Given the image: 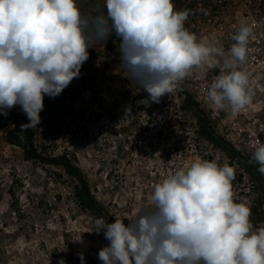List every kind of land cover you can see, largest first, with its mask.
I'll list each match as a JSON object with an SVG mask.
<instances>
[{"label":"rangeland","instance_id":"1","mask_svg":"<svg viewBox=\"0 0 264 264\" xmlns=\"http://www.w3.org/2000/svg\"><path fill=\"white\" fill-rule=\"evenodd\" d=\"M105 3L77 0L82 11L94 14L97 4L106 12ZM173 3L176 10H192L185 27L198 41L219 40L225 50L241 22L255 25L244 64L252 105L235 118L212 107L207 92L219 68L194 69L159 103H138L148 94L120 66L118 38L113 33L97 43L80 77L61 95L44 98L41 123L34 127L41 160H28L7 142L8 130L28 123L20 107L0 115V264H81L80 253L84 264H102L98 252L108 241L94 232L95 219L111 223L152 206L154 185L198 158L235 168L234 200L250 207L254 230L264 227V175L252 160L255 147L264 144V0ZM196 112L208 121L213 141L204 137ZM63 155L103 208L98 216L78 200L79 180L51 161Z\"/></svg>","mask_w":264,"mask_h":264},{"label":"clouds","instance_id":"2","mask_svg":"<svg viewBox=\"0 0 264 264\" xmlns=\"http://www.w3.org/2000/svg\"><path fill=\"white\" fill-rule=\"evenodd\" d=\"M105 8L97 4L94 14L82 11L77 0H0V115L19 106L28 119L21 130L38 126L45 96L61 95L80 77L89 49L113 33L120 66L148 94L138 103H159L194 69L219 68L207 92L212 107L235 118L252 105L244 64L254 24L241 22L225 50L219 40L198 41L185 27L192 10H176L173 0H106ZM252 160L264 175V144L255 147ZM234 178V167L198 158L154 185L152 206L111 223L97 217L94 232L108 241L98 259L102 264H264V227L254 230L250 207L235 202ZM79 257L84 264V254Z\"/></svg>","mask_w":264,"mask_h":264},{"label":"trees","instance_id":"3","mask_svg":"<svg viewBox=\"0 0 264 264\" xmlns=\"http://www.w3.org/2000/svg\"><path fill=\"white\" fill-rule=\"evenodd\" d=\"M180 91L181 93L186 95L189 101L191 102L193 101L191 96L188 94L186 90H180ZM196 115H197V118L201 121V126L203 127L204 137L209 139L210 141H213L212 134L206 130V127H208V124L205 122H208V121L206 120L204 121L200 113L196 112ZM35 135H36V132H35L34 127L28 128L27 130H21V128H13L11 130H8L6 139L10 145H14V146H18L22 148L23 153L28 160H41L42 156L41 154L38 153V150L35 149V146H34ZM51 161L55 163L56 165L62 166L71 176H75L79 180V182L81 183L82 189L77 191L78 200L83 205V207L91 209L92 211L95 212V215L98 216V213H100V211L103 208L101 207L99 208V206H97V203L95 202L93 196L90 193L88 183L86 182L79 168L74 166L66 155H63L58 158H54Z\"/></svg>","mask_w":264,"mask_h":264}]
</instances>
